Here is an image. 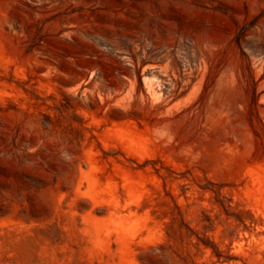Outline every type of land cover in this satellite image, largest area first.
I'll return each mask as SVG.
<instances>
[{"label": "rangeland", "instance_id": "obj_1", "mask_svg": "<svg viewBox=\"0 0 264 264\" xmlns=\"http://www.w3.org/2000/svg\"><path fill=\"white\" fill-rule=\"evenodd\" d=\"M0 264H264V0H0Z\"/></svg>", "mask_w": 264, "mask_h": 264}]
</instances>
